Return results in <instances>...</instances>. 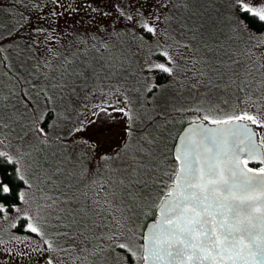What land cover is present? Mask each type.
Segmentation results:
<instances>
[{
  "label": "snow or ice",
  "instance_id": "snow-or-ice-1",
  "mask_svg": "<svg viewBox=\"0 0 264 264\" xmlns=\"http://www.w3.org/2000/svg\"><path fill=\"white\" fill-rule=\"evenodd\" d=\"M0 264H264V0H0Z\"/></svg>",
  "mask_w": 264,
  "mask_h": 264
},
{
  "label": "rangeland",
  "instance_id": "rangeland-1",
  "mask_svg": "<svg viewBox=\"0 0 264 264\" xmlns=\"http://www.w3.org/2000/svg\"><path fill=\"white\" fill-rule=\"evenodd\" d=\"M113 119H118V117H116L115 115L113 116Z\"/></svg>",
  "mask_w": 264,
  "mask_h": 264
}]
</instances>
